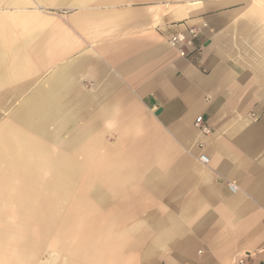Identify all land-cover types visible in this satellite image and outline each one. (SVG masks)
I'll use <instances>...</instances> for the list:
<instances>
[{
    "label": "crops",
    "instance_id": "0c3cea01",
    "mask_svg": "<svg viewBox=\"0 0 264 264\" xmlns=\"http://www.w3.org/2000/svg\"><path fill=\"white\" fill-rule=\"evenodd\" d=\"M240 259L264 264V0H0V264Z\"/></svg>",
    "mask_w": 264,
    "mask_h": 264
},
{
    "label": "built area",
    "instance_id": "2783aa9c",
    "mask_svg": "<svg viewBox=\"0 0 264 264\" xmlns=\"http://www.w3.org/2000/svg\"><path fill=\"white\" fill-rule=\"evenodd\" d=\"M187 31H188L189 37L192 39V38L196 37L198 29L192 27V28H189ZM186 40H187V37L184 34L176 33V34L171 35L168 38V43H169L170 46L177 48L178 54L180 56H185V51L182 49L181 46L183 45L184 42H186ZM200 122H201V116H199V117H197L195 119V124L196 125H199ZM199 158H200V160L202 162H207L208 161V158L205 155H201ZM229 188L231 190L235 189L232 185H229ZM239 263L240 264H245V260L244 259H240Z\"/></svg>",
    "mask_w": 264,
    "mask_h": 264
},
{
    "label": "rangeland",
    "instance_id": "374dc122",
    "mask_svg": "<svg viewBox=\"0 0 264 264\" xmlns=\"http://www.w3.org/2000/svg\"><path fill=\"white\" fill-rule=\"evenodd\" d=\"M49 157H50V156H48V155H47V157H46V160H47V161H46V167H47V165H48L49 162H50V161H49ZM41 161H42V163H41L42 165H41V166L44 168L45 166L43 165V164H44V163H43V160L41 159ZM67 165L70 166V164H67ZM71 165H72V164H71ZM41 166H40V168H41ZM72 166L74 167V165H72ZM72 166H71V167H72ZM46 167H45V168H46ZM45 168H44V169H45ZM41 170H42V168H41ZM48 170H49V171H48ZM58 170H59V168H56V169H55L54 167H53V168H49V167H48V168L46 169V171H48V173H52V174H60V173H58V172H60V171H58ZM63 178H65V177H63ZM63 180H64V179H63ZM67 183H69V182H63V183H62L63 190H65L66 187H69V186H65ZM52 189H54V187H52Z\"/></svg>",
    "mask_w": 264,
    "mask_h": 264
},
{
    "label": "bare ground",
    "instance_id": "6f19581e",
    "mask_svg": "<svg viewBox=\"0 0 264 264\" xmlns=\"http://www.w3.org/2000/svg\"><path fill=\"white\" fill-rule=\"evenodd\" d=\"M29 153H30V155H29L30 156V160H32V161L40 158L39 157L40 153L38 151H29ZM62 171H63V173H65L66 176H70L72 174L68 169L62 168ZM65 186H70V182L67 183Z\"/></svg>",
    "mask_w": 264,
    "mask_h": 264
}]
</instances>
